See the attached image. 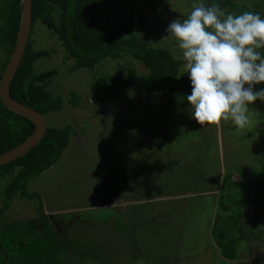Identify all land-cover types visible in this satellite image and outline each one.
I'll return each mask as SVG.
<instances>
[{
  "label": "rangeland",
  "instance_id": "obj_1",
  "mask_svg": "<svg viewBox=\"0 0 264 264\" xmlns=\"http://www.w3.org/2000/svg\"><path fill=\"white\" fill-rule=\"evenodd\" d=\"M203 1L169 0L161 6L154 46L183 59L168 25L186 19L193 5ZM255 3L264 0H234L225 14H243ZM52 5L59 21L60 9ZM32 30L33 47L48 51L36 60V71L57 70L48 89L64 100L62 110L45 114L48 125L69 124L76 133L60 159L29 180L28 191L40 197H15L0 217V231L28 219L47 232L46 220L62 242V258L71 264H101L82 257L75 243L108 254L111 264H264V227H258L264 224L254 230L259 237H252L243 219L224 220L231 214L219 205L222 192L239 195L243 183L254 186L264 177V102L249 105L244 130L230 120L219 129L201 127L187 100L169 103L161 91L129 88L100 102L95 94L101 92L92 86L96 75L131 69L148 73L147 67L125 57L104 60L94 70L72 69L75 60L57 33L41 20ZM258 51L264 58V49ZM4 57L0 48V70ZM185 63L179 74L188 76ZM260 89L264 83L254 86ZM74 90L80 95L77 106L70 102ZM207 199L208 209L200 204ZM117 213L121 217L115 220ZM236 219L245 234L236 246L237 257L230 259L213 229L222 223L232 237L239 236Z\"/></svg>",
  "mask_w": 264,
  "mask_h": 264
},
{
  "label": "trees",
  "instance_id": "obj_2",
  "mask_svg": "<svg viewBox=\"0 0 264 264\" xmlns=\"http://www.w3.org/2000/svg\"><path fill=\"white\" fill-rule=\"evenodd\" d=\"M169 0H33V25L44 22L63 41L70 58L75 60L72 69L96 66L107 59L130 57L145 65L148 73L129 70L127 74L100 73L95 76L93 88L101 94L95 99L106 102L117 96L121 90L137 88L140 91H161L169 103L181 104L191 94L188 76L180 75L183 59L175 58L165 47L154 46L152 38L157 36L161 21V6ZM55 7L60 9L59 21L52 14ZM206 6L217 3L225 12L233 8L234 0H204ZM21 0H0V48L2 59L0 80L14 50L21 23ZM248 12L258 13L264 19V4L255 3ZM21 65L11 83V94L17 100L39 110L43 114L63 109L61 95H53L48 86L57 73L56 69L37 72L36 60L48 54L45 49H35L31 38ZM263 55V54H261ZM70 102L77 106L79 93L74 90ZM72 125L49 126L44 138L25 155L0 167V217L10 208L15 197L31 198L28 182L39 175L62 156L76 133ZM35 130V123L7 108L0 98V154L28 138ZM244 184L240 194L222 192L219 197L221 209L231 215L224 220L243 219L248 233H255L256 226L264 224V177L254 186ZM243 194V195H242ZM243 196V197H242ZM224 211V212H225ZM115 220L121 215L114 214ZM108 217V215H107ZM238 235L223 230L222 223H215L213 234L218 245L223 247L227 258L237 257V244L244 239V229L237 224ZM47 232L37 229L28 219L2 227L0 231V264H71L62 258L64 248L57 235L44 220ZM129 235V234H128ZM231 237L230 239H227ZM82 257L101 264H111L108 254H98L91 248L76 245ZM81 247V248H80ZM80 248V251H79Z\"/></svg>",
  "mask_w": 264,
  "mask_h": 264
},
{
  "label": "clouds",
  "instance_id": "obj_3",
  "mask_svg": "<svg viewBox=\"0 0 264 264\" xmlns=\"http://www.w3.org/2000/svg\"><path fill=\"white\" fill-rule=\"evenodd\" d=\"M167 32L186 62L191 117L201 127L219 129L230 120L246 129L249 105L264 102V89L254 90L264 83V58L258 51L264 49V19L252 12L226 15L217 3H200L183 21L173 20Z\"/></svg>",
  "mask_w": 264,
  "mask_h": 264
},
{
  "label": "water",
  "instance_id": "obj_4",
  "mask_svg": "<svg viewBox=\"0 0 264 264\" xmlns=\"http://www.w3.org/2000/svg\"><path fill=\"white\" fill-rule=\"evenodd\" d=\"M21 4L20 28L14 50L0 80V98L7 108L31 119L35 123V130L24 141L0 154V167L29 152L44 138L48 129L45 114L17 100L11 94V83L23 60L33 25V0H21Z\"/></svg>",
  "mask_w": 264,
  "mask_h": 264
},
{
  "label": "crops",
  "instance_id": "obj_5",
  "mask_svg": "<svg viewBox=\"0 0 264 264\" xmlns=\"http://www.w3.org/2000/svg\"><path fill=\"white\" fill-rule=\"evenodd\" d=\"M205 198V197H204ZM200 200V197L198 196V201ZM205 201H206V199H205ZM201 205H203L204 207H206L207 209H208V207H209V205H210V203L208 202V199H207V202L205 203H200ZM258 233V232H257Z\"/></svg>",
  "mask_w": 264,
  "mask_h": 264
}]
</instances>
